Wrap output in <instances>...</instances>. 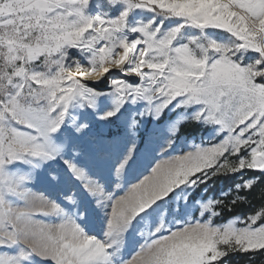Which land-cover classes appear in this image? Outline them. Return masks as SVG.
<instances>
[{
  "label": "snow or ice",
  "instance_id": "1",
  "mask_svg": "<svg viewBox=\"0 0 264 264\" xmlns=\"http://www.w3.org/2000/svg\"><path fill=\"white\" fill-rule=\"evenodd\" d=\"M181 146L193 151L116 195L138 160ZM38 183L47 208L32 203ZM256 189L264 197V0H0V264L264 253V202L213 222L228 196L235 206Z\"/></svg>",
  "mask_w": 264,
  "mask_h": 264
},
{
  "label": "trees",
  "instance_id": "2",
  "mask_svg": "<svg viewBox=\"0 0 264 264\" xmlns=\"http://www.w3.org/2000/svg\"><path fill=\"white\" fill-rule=\"evenodd\" d=\"M185 130L193 134V136H198L202 134L201 131L195 125H190ZM246 175H251V173H246ZM234 180L238 181L239 177L221 178L216 182L215 188L210 190L207 194L203 192H198L196 194V199H200L201 197L207 199L208 196L218 197L220 191L231 187ZM231 199L232 196H228L226 198L225 203L227 204V208L223 211L221 217L215 219L216 223L227 222L233 216H241L243 219H246L247 215H251L252 212L256 208H258L262 202H264V197H262L260 189H256L255 192L248 196L247 203H238L233 206L227 203ZM224 264H264V253H237L235 255H229L225 258Z\"/></svg>",
  "mask_w": 264,
  "mask_h": 264
},
{
  "label": "rangeland",
  "instance_id": "3",
  "mask_svg": "<svg viewBox=\"0 0 264 264\" xmlns=\"http://www.w3.org/2000/svg\"><path fill=\"white\" fill-rule=\"evenodd\" d=\"M84 66L86 68H89L90 70V62L89 63H84ZM108 75V74H107ZM201 135L198 136H194V142L196 144H201ZM192 138L190 137L189 140V145H191L192 143ZM215 142V141H213ZM209 142L205 139L204 141V146H208ZM182 147L181 151H177L176 153H170L168 156L165 155H160L159 153H154L151 154L150 156H148L147 158H141L140 160H138L137 164L133 166L129 176H128V180L130 181V183L126 186L125 190L123 191H118L116 193L117 196H124L127 192V190L131 187V185L134 184H138L141 180H143L145 177L151 176L152 172L151 169L153 167L156 166L157 163H161L163 161H167L169 160L170 156H183L188 152L193 151L191 146L188 147ZM32 193H33V205L36 208H47L46 203L40 198L42 196H47L48 193L45 190V185H43L42 183H38L36 184L35 187H33L31 189ZM206 200V199H205ZM198 218V215H197ZM37 220L44 222L45 224H59L61 221L57 218H55L54 216H50V217H44V216H37L36 217ZM231 220V219H230ZM230 220H228L227 222L224 223H228ZM203 222V221H201ZM215 224H221V223H216L215 219L213 221ZM238 227H243L244 223H243V219L241 222L237 223ZM135 256V252L129 254L127 256V259L132 260L133 257Z\"/></svg>",
  "mask_w": 264,
  "mask_h": 264
},
{
  "label": "bare ground",
  "instance_id": "4",
  "mask_svg": "<svg viewBox=\"0 0 264 264\" xmlns=\"http://www.w3.org/2000/svg\"><path fill=\"white\" fill-rule=\"evenodd\" d=\"M82 67H85V66H84V63H82ZM105 75H107V74H105Z\"/></svg>",
  "mask_w": 264,
  "mask_h": 264
}]
</instances>
